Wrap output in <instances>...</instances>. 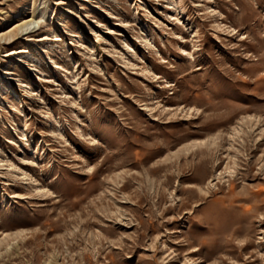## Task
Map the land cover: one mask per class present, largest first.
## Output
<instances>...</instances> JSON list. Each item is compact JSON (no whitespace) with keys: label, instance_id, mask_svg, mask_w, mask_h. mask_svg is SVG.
Masks as SVG:
<instances>
[{"label":"rangeland","instance_id":"374dc122","mask_svg":"<svg viewBox=\"0 0 264 264\" xmlns=\"http://www.w3.org/2000/svg\"><path fill=\"white\" fill-rule=\"evenodd\" d=\"M0 264H264V0H0Z\"/></svg>","mask_w":264,"mask_h":264},{"label":"bare ground","instance_id":"6f19581e","mask_svg":"<svg viewBox=\"0 0 264 264\" xmlns=\"http://www.w3.org/2000/svg\"><path fill=\"white\" fill-rule=\"evenodd\" d=\"M18 25V22L14 23V26Z\"/></svg>","mask_w":264,"mask_h":264}]
</instances>
